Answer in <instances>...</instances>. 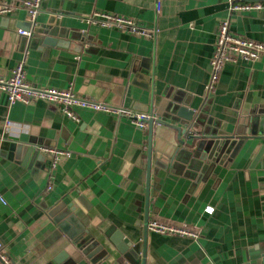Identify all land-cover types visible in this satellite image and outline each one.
Masks as SVG:
<instances>
[{"label": "crops", "instance_id": "0c3cea01", "mask_svg": "<svg viewBox=\"0 0 264 264\" xmlns=\"http://www.w3.org/2000/svg\"><path fill=\"white\" fill-rule=\"evenodd\" d=\"M20 2L0 0L10 8L0 12V77L22 61L36 87H70L154 122L149 132L83 108L73 119L41 99L9 103L0 91V141L11 149H0V239L14 263L142 264L145 247L144 264H262L264 163L253 120L264 114V54L226 63L213 91L205 87L218 24L264 43V10L230 11L229 0H42L31 25ZM96 11L132 18L152 37L90 21ZM179 109L194 113L187 134L176 129ZM205 136L228 151L202 159ZM42 147L67 154L52 169ZM146 219L198 237L152 232ZM115 230L132 245L124 253L108 239ZM68 234L102 248L89 258Z\"/></svg>", "mask_w": 264, "mask_h": 264}, {"label": "built area", "instance_id": "2783aa9c", "mask_svg": "<svg viewBox=\"0 0 264 264\" xmlns=\"http://www.w3.org/2000/svg\"><path fill=\"white\" fill-rule=\"evenodd\" d=\"M42 0H21V7L25 10L28 21L31 25L35 23L36 17L41 8ZM230 11H251L264 10V0L256 1H235L229 0ZM10 8L6 4L0 3V12L6 13ZM101 26L113 27L119 30L127 31L132 34H137L145 37H152L153 32L146 29L132 18L122 15L96 11L89 19ZM16 33L24 36L31 35L30 30L15 28ZM264 54V43L246 39L244 37L232 34L228 29L227 20L221 21L216 29L214 50L209 62V78L206 84V91H213L215 84L218 81L222 67L226 63H233L238 60L252 62L257 60ZM0 91L7 95L9 103L21 102L29 103L34 99H41L57 105L62 112L68 117L76 119L74 108H83L95 112H104L113 114L118 117L127 118L138 129H146L147 122L151 119V114L143 111H135L130 108H124L116 105H111L106 102L97 101L92 98H87L76 94L70 87L59 89L54 87H36L29 83L25 77L23 62L19 61L11 70L7 77H0ZM43 152L51 157L50 168L54 169L57 165L58 158L61 155L67 154L66 151L42 147ZM51 186L48 185L47 189ZM0 201L5 203L0 195ZM213 207H204V212L211 214ZM148 230L160 233L187 236L197 238L198 233L186 225H173L155 220L148 221ZM0 264H15L4 249V244L0 239Z\"/></svg>", "mask_w": 264, "mask_h": 264}, {"label": "water", "instance_id": "95a60500", "mask_svg": "<svg viewBox=\"0 0 264 264\" xmlns=\"http://www.w3.org/2000/svg\"><path fill=\"white\" fill-rule=\"evenodd\" d=\"M243 1H256V0H243ZM30 30V29H29ZM34 32H38L37 29L32 30ZM32 33V32H31ZM48 43H55L53 40L46 39ZM45 40V42H46ZM178 117L182 118L185 122L184 128H176L179 134H187L188 130L191 128L192 124L191 122H194V113L192 111H188L186 109H179L178 112L176 113ZM253 120V119H252ZM153 117L151 115V119L147 122V127L149 132L152 129L153 126ZM187 122V123H186ZM190 122V123H189ZM254 125L256 127L255 129V136L253 138H256L259 140V148H258V154L262 159V162L264 163V114L259 115L258 117H254ZM192 139H197V136L193 135L190 136ZM9 142L6 140H1L0 141V149H4L8 151L9 147ZM224 145V144H223ZM222 141L219 140L218 137L216 136H205L204 139L200 140L199 147L197 149L201 148V155L200 157L202 159H212L215 154L220 152L221 150L226 153L228 151V146L222 147ZM11 150V149H9ZM13 151L15 150L16 152H20L24 154V157L29 156H34L36 155V152L33 148H23L20 146H15V148L12 149ZM73 217L70 215L66 217L65 221L62 223H59V227L64 231L66 228L69 226V223H72ZM147 223L148 220L146 219V228H147ZM68 237L72 239L73 245L81 250L83 254L91 258L93 255H95L100 248H102V245H96V243L91 239V236H82L78 237L76 239L72 238L71 235L68 234ZM109 241L113 244V246L119 251V252H126L132 245L128 241V239H125L123 235L119 231H114L109 237ZM145 247H143L142 251V264H144V255H145ZM262 259V264H264V255L261 256ZM56 261H60V257L55 258Z\"/></svg>", "mask_w": 264, "mask_h": 264}]
</instances>
